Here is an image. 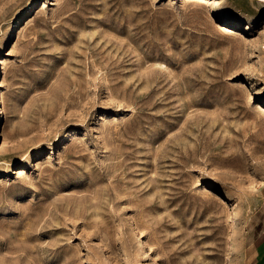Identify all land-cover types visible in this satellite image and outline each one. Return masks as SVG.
<instances>
[{
  "label": "rangeland",
  "instance_id": "374dc122",
  "mask_svg": "<svg viewBox=\"0 0 264 264\" xmlns=\"http://www.w3.org/2000/svg\"><path fill=\"white\" fill-rule=\"evenodd\" d=\"M0 110V264H247L264 0H0Z\"/></svg>",
  "mask_w": 264,
  "mask_h": 264
},
{
  "label": "crops",
  "instance_id": "0c3cea01",
  "mask_svg": "<svg viewBox=\"0 0 264 264\" xmlns=\"http://www.w3.org/2000/svg\"><path fill=\"white\" fill-rule=\"evenodd\" d=\"M247 264H264V229L254 236Z\"/></svg>",
  "mask_w": 264,
  "mask_h": 264
},
{
  "label": "bare ground",
  "instance_id": "6f19581e",
  "mask_svg": "<svg viewBox=\"0 0 264 264\" xmlns=\"http://www.w3.org/2000/svg\"><path fill=\"white\" fill-rule=\"evenodd\" d=\"M231 31H230V33L232 34H234V33H236V34H238L239 32L238 31H236L235 29H230ZM238 32V33H237ZM250 98H253V95H251V97ZM0 113H1V110H0ZM71 137L72 136V133L71 132H69L68 131V133H67V138L68 137ZM69 137V138H70ZM216 202H222V198H221V196H219V195H217V197H216ZM139 242H140V247L143 249V252L146 254V256L148 257V258H151V259H153L154 261H160L161 262V260L159 259V257L157 256V255H155V253H154V250L152 249V247L149 245V243L146 241V239H145V235L142 233V232H140L139 233ZM161 264H171V263H169L168 261H165V260H163L162 262H161Z\"/></svg>",
  "mask_w": 264,
  "mask_h": 264
}]
</instances>
